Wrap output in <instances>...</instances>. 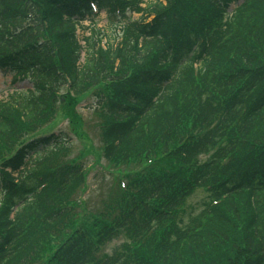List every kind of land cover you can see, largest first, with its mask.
Wrapping results in <instances>:
<instances>
[{
	"label": "trees",
	"instance_id": "trees-1",
	"mask_svg": "<svg viewBox=\"0 0 264 264\" xmlns=\"http://www.w3.org/2000/svg\"><path fill=\"white\" fill-rule=\"evenodd\" d=\"M89 1L0 0V61L8 57L33 83L0 101V166L17 171L21 151L5 154L54 114L61 89L78 130L75 103L104 82L99 154L127 171L129 192L109 198L113 216L107 208L76 218L81 165L65 141L42 153L35 149L47 140L27 143L36 158L0 207V264H33L46 252L44 264H264V0H245L225 20L233 0H92L111 30L104 49L100 30H90L76 65L80 49L69 36L73 22H92ZM122 3L140 23L123 24ZM147 160L145 173L136 170ZM37 167L47 183L39 191ZM200 187L206 198L183 211Z\"/></svg>",
	"mask_w": 264,
	"mask_h": 264
},
{
	"label": "rangeland",
	"instance_id": "rangeland-1",
	"mask_svg": "<svg viewBox=\"0 0 264 264\" xmlns=\"http://www.w3.org/2000/svg\"><path fill=\"white\" fill-rule=\"evenodd\" d=\"M136 1L132 0L131 2ZM140 6H144V3ZM137 14H132V18H137ZM95 22L97 23V27H102L106 30H111L110 24L106 22L105 19V13L103 11L100 12L98 17H96ZM89 22L84 21L82 25H85L86 28L79 27L77 30L79 42L81 45H83V39L82 35L87 36V26ZM110 28V29H109ZM84 60L83 55L80 58V63H82ZM7 79H10L9 76H7ZM5 83V81H4ZM10 82L8 81V84ZM6 85V84H5ZM30 83H20L19 85H10L8 89L0 93V97H6V92L10 93L12 91H19L24 92L25 89L30 88ZM65 89V88H64ZM65 90H63L61 93H64ZM95 96L94 93H89L85 97V100L81 102L77 110H74L75 118L80 121V128L75 131V134L72 135L70 131H68L69 124L67 121H62L56 126V122L60 120L62 115H68L66 111H68L65 106H63L62 109L58 111V113L55 114L54 118L46 124L41 130L40 135H48L55 129H61L62 131H65V133L72 138L71 143L68 146V152L70 157H74L76 159H80L82 162V165L84 167V170H86V191L84 193L85 197L83 200L82 205H78L74 211L76 212L77 216L76 218H84L86 216L84 215H95V212H98L103 209L105 206V203L100 205V201L102 198H105L108 200L111 196L110 193L114 190L115 186V177L117 176L115 173L117 170L113 168L112 166L108 167L107 170H104V165L106 164V161L102 156L99 154V148H100V138H99V128H98V121L99 119L95 114L93 113V107H86L88 103L94 102V99L92 98ZM68 99H65V104L67 103ZM77 125V123H76ZM56 126V127H55ZM83 131V135L79 136L80 132ZM205 156V154H202L198 158L201 159ZM98 157V158H97ZM140 164H137L136 167H139ZM114 187V188H113ZM79 187L77 188V193H79ZM76 188L74 189V191ZM205 194L199 190L196 189L190 196L187 198L186 207L190 205H193L194 207H197L201 204L202 200H204ZM87 219V218H86ZM122 241L121 238L113 239L111 242H109L105 246L106 252H110L111 249L118 245ZM53 243H51V246ZM52 249V248H51ZM51 253H44L41 256L44 258L43 261L47 262L50 259ZM42 261V262H43ZM41 262V263H42ZM38 264V263H34Z\"/></svg>",
	"mask_w": 264,
	"mask_h": 264
}]
</instances>
